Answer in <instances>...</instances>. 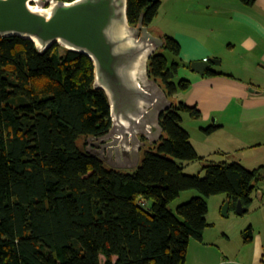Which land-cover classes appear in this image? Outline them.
Instances as JSON below:
<instances>
[{
	"label": "trees",
	"instance_id": "16d2710c",
	"mask_svg": "<svg viewBox=\"0 0 264 264\" xmlns=\"http://www.w3.org/2000/svg\"><path fill=\"white\" fill-rule=\"evenodd\" d=\"M159 7L160 0H128L129 24L142 17L149 28ZM159 37L147 72L171 107L160 116L162 138L140 150L132 173L85 151L86 139L111 125L91 61L57 44L39 52L29 40L0 37V264H102L101 257L103 264H185L190 239L202 241L211 226L205 198L225 194L229 206L240 201L248 210L261 169L209 162L199 178L174 162L207 161L180 127L182 114L199 119V110L174 100L190 83L174 82L180 65L161 53L178 57L180 46ZM188 190L202 197L173 214L168 206ZM242 236L252 241L250 229Z\"/></svg>",
	"mask_w": 264,
	"mask_h": 264
},
{
	"label": "water",
	"instance_id": "95a60500",
	"mask_svg": "<svg viewBox=\"0 0 264 264\" xmlns=\"http://www.w3.org/2000/svg\"><path fill=\"white\" fill-rule=\"evenodd\" d=\"M127 4L128 0H0L1 38L29 40L39 52L57 44L91 61L93 88L107 99L111 125L103 136L88 137L91 149L85 151L120 170L135 169L140 150L162 138L160 116L171 107L147 72L148 60L163 40L143 26L142 17L131 26ZM211 63L194 61L190 70L202 76ZM102 141L107 144L100 146ZM205 174L203 169L198 177ZM228 206L227 199L223 215ZM236 206L237 214L245 212L240 201Z\"/></svg>",
	"mask_w": 264,
	"mask_h": 264
},
{
	"label": "crops",
	"instance_id": "0c3cea01",
	"mask_svg": "<svg viewBox=\"0 0 264 264\" xmlns=\"http://www.w3.org/2000/svg\"><path fill=\"white\" fill-rule=\"evenodd\" d=\"M161 1L149 26L156 36L166 35L155 23ZM182 6L183 11L202 14V46L193 44L185 49L172 36L180 46L178 57L187 63L179 64L177 70L181 79L190 83L183 102L199 110L202 125L216 127L210 135L203 131L205 126L199 128L205 136L218 139L216 150L202 157L211 162L208 156L219 155V163H225L223 159L244 154L234 163L248 170L264 168L260 156L261 151L264 154V0H255L251 5L239 0H182ZM204 60H213L204 75L190 70L191 62ZM261 175L256 193L263 198L264 174ZM253 219L248 224L250 243L233 241L223 232L220 246L204 244L212 249L202 248V264H264V215Z\"/></svg>",
	"mask_w": 264,
	"mask_h": 264
},
{
	"label": "rangeland",
	"instance_id": "374dc122",
	"mask_svg": "<svg viewBox=\"0 0 264 264\" xmlns=\"http://www.w3.org/2000/svg\"><path fill=\"white\" fill-rule=\"evenodd\" d=\"M161 3L162 8L158 14L159 16L155 20V23L158 27L163 29L164 34L171 38L175 35L179 42L182 43V47L185 49L188 46H193V44L194 46H202V14L183 11L184 6H182V0H179L177 3H172V0H162ZM155 34L156 33H154V35ZM161 53L167 59L169 64L173 62L184 65L187 64L181 60V56L175 57L168 50L162 51ZM214 68L217 69V67ZM178 80L182 79L180 75L177 74L174 82H177ZM187 95L188 90L178 92L176 93L174 100L185 101ZM181 119L182 121L180 123V127L187 132L191 146L200 157H202L203 154L208 155L212 153L213 150H216L218 139L205 136L202 130L199 129L202 128V126H205L203 128H207V125H202L200 120L190 118L186 114H182ZM211 123H213V118L210 119V124ZM258 153L257 155H259ZM240 155L243 156L244 154H236L223 160L227 164L239 162V159L241 158ZM260 156L264 162V154L262 151L260 152ZM207 159L211 162L213 161L217 163L222 160L219 155H210ZM243 159L245 160V158ZM174 162L182 167V172L184 174L190 176L199 175L203 170V166L209 164V162L190 163L180 160H174ZM240 162L243 163V161ZM251 168L254 170L261 169L260 174H264V168ZM133 171L134 169L124 170L125 173H132ZM194 197L202 196L197 190L184 191L180 193L178 198L170 203L168 208L173 214H175L176 208L179 205L188 202ZM226 201L227 198L225 194H218L205 198L207 205V214L205 218L207 223L211 226L206 228L202 236V241L190 239L185 256V264H202V248H207L209 250L212 249L204 244L209 243L216 247L220 246L219 244L222 242L221 237L223 232H227L231 237V240L236 242L238 241V243L243 242L242 232L248 228V224L254 220L253 218H261V216L264 215V197L260 198V195L256 192L251 194V202L248 206V210L241 215L237 214V206L233 204L228 207L227 215H223V206ZM149 205L150 204L148 203V206ZM259 207H261L260 211L257 210ZM103 261L104 258L101 257L102 264Z\"/></svg>",
	"mask_w": 264,
	"mask_h": 264
},
{
	"label": "flooded vegetation",
	"instance_id": "af4514ba",
	"mask_svg": "<svg viewBox=\"0 0 264 264\" xmlns=\"http://www.w3.org/2000/svg\"><path fill=\"white\" fill-rule=\"evenodd\" d=\"M102 136H103V135H102ZM99 137H101V136H99ZM140 139L143 140L142 137H140ZM106 144H107L106 141H102V142H100V146H102V145H106ZM86 148L91 149V148L87 147V145H86ZM94 149H98V150H100V148H98V146H97V147L95 146ZM103 151H106V148L103 149Z\"/></svg>",
	"mask_w": 264,
	"mask_h": 264
}]
</instances>
